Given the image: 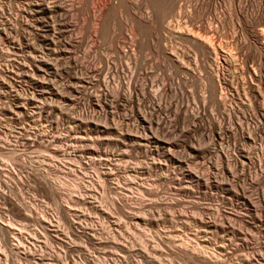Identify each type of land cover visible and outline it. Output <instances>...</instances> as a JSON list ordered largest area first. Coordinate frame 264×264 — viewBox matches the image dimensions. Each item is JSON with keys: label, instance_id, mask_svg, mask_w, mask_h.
<instances>
[{"label": "bare ground", "instance_id": "1", "mask_svg": "<svg viewBox=\"0 0 264 264\" xmlns=\"http://www.w3.org/2000/svg\"><path fill=\"white\" fill-rule=\"evenodd\" d=\"M10 1L0 0V112L14 120L20 118V121H24V117H40V121L41 118L61 117L68 130L59 138L52 135L47 145L45 143L54 157H61L59 161L29 165L31 171L19 177L22 180L31 175L40 189L48 193L54 211L48 212L30 195L15 194L12 189L16 184L13 182L12 186L8 184L10 189L6 192L0 185L1 205L22 213L24 222L15 228L1 216L4 208L0 206V256L9 259V264H20L22 259L27 264H35L37 249L34 251L33 243H28L34 238L29 234L36 237L42 234L47 239L43 246L49 261L42 263L40 258L37 264H57L53 260L55 257L58 264H120L124 255L118 254L125 252L132 258L134 248L132 240L126 241L121 236L123 231L118 217L128 218L126 225H136L137 228L138 220L144 221L149 214L153 217L154 213L163 211L161 215H167L165 212L173 210L180 212L178 218L182 223L198 228L192 230L194 235L189 231L175 235L178 243L174 246L180 258L192 260L195 264H228L231 246L235 247L232 252H240L247 246L248 236L246 241L243 237L250 231H243V234L241 229H246L247 225L252 227L249 219L245 223L244 215L226 211L225 201L221 202L224 208L217 202L213 209L195 199L210 201L222 193L221 201L225 196L230 202L242 201L236 207H244L252 215L257 211L255 203L264 204L263 187L260 194L246 187L247 184L253 189L264 185V0H224V10H221L226 28L221 25L224 28L222 37L216 16L207 18V23L204 21L207 12L218 8V0H188L189 7L186 3L184 5L186 10L182 7L184 0L182 5L179 0H80L77 6L69 0H15L21 3L20 6L16 3L15 7ZM120 13L126 15L125 20L124 14L121 17ZM74 16L79 17L77 21L81 20L80 26L73 20ZM194 16L200 17L199 24L194 22H198ZM153 30L160 32L159 39L171 35L193 50L195 57L190 56L195 59L192 60L196 63L193 67H199L198 71L184 61L188 53L180 54L183 49L173 46L175 42L168 47L170 43L165 45L164 41L163 46L162 43L156 46L157 50L150 47L156 50V54H161L175 73L186 76L191 83L203 84L201 88L206 90H203L206 92L203 105L196 106L195 102L192 107L195 103L189 105L190 100L185 102L183 95L177 94L179 84L184 86L180 76L161 78V82L149 79L145 62H140L139 57L147 46L146 35L152 34ZM98 38H102L104 44L110 43L108 48L114 57L110 59V55L105 57V53H101L104 55L99 58L102 65L98 62L100 66H95L93 61L97 56L93 48L98 49L103 42L101 39V45L96 46L94 42ZM170 39L167 38L172 41ZM26 128L23 133L3 130L6 134H1L0 128V134L4 135L0 142L7 146L12 159L22 162V166L26 160H19L17 152L21 153V149L28 146L39 147L46 134L32 130L30 133ZM106 145L110 148H105ZM180 148L187 153L181 152ZM188 155L198 167L190 166L192 161ZM148 158L153 160V165H141L140 160L146 163L142 160ZM154 159L158 161L154 162ZM133 160H138L139 165L132 163ZM4 166L13 176L17 174L11 165ZM86 167L95 172L83 173ZM78 173L81 176L78 177ZM142 175L143 179L140 178ZM161 182L173 184V195L166 191L172 196H165L167 193L163 195L160 189L151 187L153 183ZM93 183H97L96 187L101 186L103 195L108 194L105 200L102 197L98 200ZM230 202L228 204H232ZM243 211L240 210V214ZM91 213L97 217H91ZM259 215L257 218L263 217ZM113 217L116 221H110L112 228L106 226L109 221L104 219ZM241 220L246 228H239ZM28 222H32V229L28 228ZM98 229H106L104 236L96 232ZM196 229L199 232L201 229L203 234L220 235L223 242L212 243L210 237V241L207 237L200 239L201 236L197 239ZM158 231L153 236L147 235L149 239H142L139 253L143 257L140 258H150L151 262L163 256L166 243L168 247L169 243L174 244L170 235L166 233L169 236L166 237ZM78 239L91 246L93 243L102 245L104 239L112 250L116 249L115 254L119 252L104 263L105 259L99 261L97 249L87 251L86 248L84 252L75 249L74 241ZM74 251L78 254L74 255ZM253 251L252 255L247 252L243 258L239 257L242 259L236 260V264H264L263 243L259 249L262 252ZM158 252L161 255L157 256Z\"/></svg>", "mask_w": 264, "mask_h": 264}, {"label": "rangeland", "instance_id": "2", "mask_svg": "<svg viewBox=\"0 0 264 264\" xmlns=\"http://www.w3.org/2000/svg\"><path fill=\"white\" fill-rule=\"evenodd\" d=\"M13 1L15 2V4L13 3ZM79 1L80 0H69V2H71V3H73L75 6H77L78 5V3H79ZM182 0H179V3L182 5L183 3V5H182V7L185 5V3H186V6L189 4V3H187L188 2V0H184V2L182 3L181 2ZM219 1V2H218ZM217 2H218V4L216 5L218 8H212V11L210 10L209 12H207V15H205L204 16V21L207 23V21H206V19L208 18V20H209V18L212 16L213 17V15L214 16H216V19H218V21H217V23H216V25H217V28H218V30L220 31H218L219 32V35L222 37V33L224 32V28H226V27H224V26H226L223 22V11L222 10H224V0H222V2H221V0H218ZM12 2V3H11ZM16 3H17V5H16ZM19 4V5H18ZM20 4L21 3H19L18 1H15V0H11L10 1V5L11 6H13V7H15L14 5H16V6H20ZM77 4V5H76ZM215 6V7H216ZM222 6V7H221ZM187 7H189V6H187ZM184 8V10H186L185 8V6L183 7ZM222 9V10H221ZM187 10H188V8H187ZM214 10H216V13H217V15L215 14V11ZM220 10V11H219ZM212 12V13H211ZM221 12V13H220ZM208 13H211V14H208ZM120 14H122V15H120L121 17L123 16V14L124 13H120ZM210 15V16H209ZM221 15V16H220ZM126 15L124 14V16H123V20H125V17ZM209 16V17H208ZM75 17V18H74ZM73 17V20L75 21L76 20V23L77 24H79V26L81 25V20L80 21H77V20H79V17L77 18L76 16H74ZM217 17H219V18H217ZM77 18V19H76ZM200 18V17H199ZM198 18V16H194V19L195 20H197L198 22H196V21H194L195 23H200V19ZM220 19V20H219ZM219 21H220V23H219ZM224 24V25H223ZM221 25H222V27H224L223 29H222V27H221ZM219 26V27H218ZM154 32V33H153ZM153 32H152V34H153V36H152V34H147L146 35V37H145V44L147 45H145L146 47H144L143 48V50H142V52L141 53H143V54H141L140 53V55H142L143 57H144V59H143V57L142 56H140V57H142V58H140L139 57V60H140V62H145V63H143L144 65H145V68H146V70L148 71V74L150 75V77H149V79L150 80H157L158 82H161L162 81V79L163 78H165V79H167V78H172V77H174L173 79H175L176 77L178 78L179 76V78H180V80H182V82L184 83V86H183V84L181 85V83L179 84L180 86H178L179 88H177L178 90H179V92H177V94L179 93L180 95H183V100L185 99V102H186V100H187V102L189 101L190 102V104L189 103H187V104H189V105H191V103H197V105H196V103L193 105L192 104V107H195V105L196 106H200V105H203L204 104V96H205V94H206V92L204 93V91H206V90H204V88L205 87H203V89L201 88V86H203V84H201L200 82L199 83H191V82H189V79L187 80L186 78V76L185 77H183L184 75H180V74H178V73H175V71H173L174 70V68L171 66V65H169V63L167 62H165V60H164V58H162V56H161V54H159L158 52H157V54H156V50H157V48H156V46H159L158 44H161L162 46L164 45V41H165V45H167L166 43H170V44H168L167 46L168 47H170L171 46V44L173 45V43L175 44V45H173V46H178L179 48H182L183 49V51L181 50V49H179L178 48V50H181V52L180 51H178V52H180V54L182 53V55L184 56V52H186V53H188V56H189V58H188V60H187V54H186V58H185V60L184 61H186V62H189L190 64H189V66H191V68L194 66V64H195V66H196V63L194 62V61H192V60H195L192 56H194V52H193V50L190 48H188V46H186V44L184 43V42H180V40H178L177 38L175 39V37H171V35H167V37H165V38H163V40L162 39H159L160 38V36H161V34H160V32H158V33H156L155 32V30H153ZM126 33L128 34V32L126 31ZM155 33H156V35H155ZM148 35H149V37H148ZM155 37V38H154ZM157 37V38H156ZM170 37H171V39H170ZM147 38V39H146ZM150 38V41L148 40ZM152 38H154V40L152 39ZM167 38H169L170 40H172V41H169V40H167ZM101 39L102 38H100V40H99V38L97 39V41H95L94 42V44L96 45V46H100L101 45V42L103 41V39H102V41H101ZM165 39V40H164ZM174 39L176 40V41H174ZM147 40V41H146ZM156 40V41H155ZM150 43H149V42ZM158 41V42H157ZM159 41H161V42H159ZM179 41V42H178ZM107 42V41H106ZM105 42V43H106ZM178 42V43H177ZM148 43L150 44V46L148 45ZM151 43H153V44H151ZM157 45H156V44ZM181 43V44H180ZM104 41L102 42V45L99 47V48H101V50L98 48V49H96V48H93L94 49V55H96L97 57L95 58V56H94V59H96V61L94 60L93 62V65L95 64V66H100V65H102V63H101V59H99V58H101V57H103L104 55H105V57H109V55H110V59H113L112 58V56L114 57V55L112 54V52L110 53V49L108 48L109 46H110V43L109 42H107V44H104ZM183 44V45H182ZM92 45V44H91ZM107 45V46H106ZM152 45V46H151ZM161 45H160V47H161ZM170 45V46H169ZM104 46V47H103ZM184 46V47H183ZM107 47V48H106ZM150 47L151 48H155L156 50H154V49H150ZM184 48H186V49H184ZM109 49V50H108ZM99 50H100V53H99ZM108 50V51H107ZM151 50H153V51H151ZM190 50V51H189ZM98 51V52H97ZM144 51V52H143ZM190 53H192V54H190ZM97 53H98V55H97ZM101 53H105L104 55L103 54H101ZM107 53V54H106ZM110 53V54H109ZM101 54V55H100ZM160 55V56H159ZM190 55H192V56H190ZM99 56V57H98ZM152 56V57H151ZM195 57V56H194ZM141 59H143V60H141ZM97 60H99V61H97ZM148 61V62H147ZM161 61V62H160ZM193 63H192V62ZM96 62V63H95ZM100 63V65H99V63ZM191 64H193V65H191ZM194 66V67H195ZM193 67V69H194V71H198L199 70V67H197V68H194ZM173 68V69H172ZM190 68V69H191ZM172 69V70H171ZM193 69H191V70H193ZM196 69V70H195ZM173 73H175V74H173ZM178 74V75H177ZM174 75H176V76H174ZM169 76H172V77H169ZM153 78V79H152ZM162 78V79H161ZM187 80V82H189V83H187L186 82V80ZM159 80H161V81H159ZM186 82V83H185ZM191 83V84H190ZM185 84H188V85H185ZM195 84H197V85H195ZM193 85V86H192ZM197 86V87H196ZM199 86V87H198ZM182 87V88H181ZM184 88H186V89H184ZM198 88V89H197ZM177 90V91H178ZM198 90V91H197ZM204 90V91H203ZM182 91H184V93L182 92ZM181 92L183 93V94H181ZM186 92V93H185ZM196 92V93H195ZM184 95H187V98H186V96L184 97ZM189 95V96H188ZM204 95V96H203ZM201 96H203V97H201ZM195 97V98H194ZM197 97V98H196ZM201 99V98H203V100L201 99V101H202V103H201V101L199 100V99ZM197 100V101H196ZM199 100V101H198ZM204 101V102H203ZM199 103V104H198ZM0 128H1V130H2V133L1 134H6V133H8V132H10L11 130H13L12 132H19V130L22 132L23 130H25V128H26V130H28L30 133H31V131L30 130H32L33 132H35L36 131V133H38V134H47V136H46V134H45V136H44V138H42L43 139V141H42V139L40 140H38V141H42V142H44V143H41V142H39V143H41V145H39V147L38 146H31V148H29L30 146H28V147H26V149L25 148H22L21 149V153H22V151H23V153L21 154L20 152H17L19 155V160L20 159H24L25 158V163H23L25 166H22L21 165V163L22 162H18V161H16L17 159H12V154L11 153H8V151H7V146L6 145H4L3 143H1L0 142V145L2 146V145H4V146H2L3 148H0V167H1V172H0V182L2 183H0V185H1V188H2V190L4 191V192H6V191H9V189L10 188H8V184H10L11 183V186H12V182L13 183H15L16 185H14V190L15 191H17V192H15L13 189H12V191L15 193V194H19L20 193V195H22V196H27V195H30V196H32V197H34L41 205H43V207H45V209H47L48 210V212H50V211H54V205H53V203H52V201L50 200V198H49V196L45 193V190L44 189H40V187H39V185L38 184H36V181L32 178V176L30 175L28 178H25V179H20L19 177H21L22 175L23 176H25L26 175V173L27 172H29V171H31L29 168H30V166L29 165H35V166H37V165H44V163H45V165H47V164H49L50 162L52 163V161L53 162H55L54 160H56V161H59L60 160V158L58 157V160H57V157H54L52 154H51V152L49 151L50 149H48V147L46 148V145H47V141L48 140H50V139H52L53 137H52V135H54L55 137L56 136H58V138L59 137H61V136H63V135H65L66 133H67V130H68V128H67V126L68 125H66V123H64L65 122V120L63 119V118H61V117H54V118H52V119H49V120H45V119H43V118H41V121H40V117H36L35 119L34 118H32V119H28V118H26V117H22L23 119H24V121L22 120V121H20L21 119L19 118V119H15L14 120V118L12 117V116H8V115H4L3 116V114L0 112ZM6 117V118H5ZM2 118V119H1ZM9 118H11V120L9 119ZM44 121H43V120ZM18 120V121H17ZM29 120V121H28ZM37 120V121H36ZM20 121V122H19ZM27 121H28V123H27ZM35 121V122H34ZM49 121V122H48ZM51 121V122H50ZM53 121V122H52ZM62 121H64V122H62ZM17 122H18V124H17ZM33 122V123H32ZM46 122V123H45ZM48 122V123H47ZM32 123V124H31ZM36 124V126H34L35 124ZM64 123V126L63 125H61V124H63ZM31 124V125H30ZM51 124V125H50ZM58 124V125H57ZM3 126V129H2V126ZM31 126V127H29V126ZM37 125H39V126H37ZM53 125V126H52ZM55 125V126H54ZM17 126V127H16ZM25 126V127H24ZM65 126H66V128H65ZM14 127V128H13ZM8 128H11V129H9L8 130ZM16 128V129H15ZM20 128V129H19ZM28 128H30V129H28ZM34 128H36V129H34ZM39 128V129H38ZM41 128V129H40ZM64 128H65V130H64ZM14 129H15V131H14ZM34 129V130H33ZM38 129V130H37ZM3 130H4V132L6 131V133H4L3 132ZM52 130H53V132H52ZM55 130V131H54ZM61 130V131H60ZM42 131V132H41ZM52 133H51V132ZM59 131V132H58ZM32 132V134L34 135V133ZM23 133V132H22ZM35 133V134H36ZM50 133V134H49ZM55 133H56V135H55ZM59 133V134H58ZM62 133V134H61ZM0 134V138L2 137H4V135L2 136ZM51 135V136H50ZM60 135V136H59ZM26 137H32L33 138V136L31 135V136H27V135H25ZM50 138V139H49ZM11 142V141H10ZM12 143V142H11ZM45 143H46V145H45ZM43 144V145H42ZM6 146V147H5ZM43 146L45 147V148H43ZM4 147H5V149H4ZM33 147V148H32ZM105 147V146H104ZM103 147V148H104ZM37 148V149H36ZM105 148H107V149H109L110 148V146H107L106 145V147ZM44 149H46V150H44ZM181 149V150H180ZM179 150L181 151V152H184V153H187L186 152V150L184 151V149L183 148H180ZM25 151V152H24ZM48 151H49V153H48ZM49 154H51V156H52V158H51V156L49 155ZM22 155V156H21ZM189 157H190V155H188ZM51 158V159H50ZM53 158H56V159H53ZM118 158V157H117ZM45 159V160H44ZM190 160L189 161H192V162H194L192 159H191V157L189 158ZM50 160H52V161H50ZM83 161H86L85 159L83 160ZM143 162H145L146 161V163H142L141 162V160H140V163H141V165H147V163H148V166L149 165H153L152 164V162L151 161H153L152 159H143L142 160ZM150 161V162H149ZM156 161H158V159L156 160V159H154V162H156ZM15 162V163H14ZM17 162H18V164H17ZM71 162V161H70ZM132 163H136V164H138V160H133V161H131ZM192 162H190V166H194V168L195 167H198L199 165H197V166H195L196 165V163L194 164V163H192ZM120 164H121V162H119ZM118 163V164H119ZM149 163H151V164H149ZM6 164H8V165H11V167H13L16 171V175H14L13 176V174L12 173H10V172H8L7 170H6V168H5V166L4 165H6ZM139 165V164H138ZM143 165V166H144ZM81 167H85V165H80ZM119 167H121L120 165H118ZM90 169V170H89ZM153 169V168H152ZM155 170V169H154ZM250 170H253L252 168L250 169ZM83 173H87V174H89V173H92V172H95L92 168H89V167H86V169L85 170H83L82 171ZM10 174V175H9ZM12 174V175H11ZM21 174V175H20ZM6 176V177H5ZM12 176H13V178H12ZM79 176H81V175H79V173H78V177ZM72 178V177H71ZM140 178L141 179H143V175H142V177L140 176ZM20 179V180H19ZM34 180V181H33ZM3 181V182H2ZM11 181V182H10ZM19 181L21 182V183H19ZM16 182H18V183H16ZM7 183V184H6ZM165 183V182H161L160 184L159 183H153L152 185H151V187L152 188H157V189H160V191H162L161 193L163 194V195H165V193H167L165 196H170L171 194L173 195V193H174V190H172V188H173V184L171 185L170 183H168V182H166L165 184H167V185H163V184ZM263 183H264V181H263ZM18 184V185H17ZM22 185V186H21ZM93 187H95V189H94V192L95 193H97L98 194V196H99V199L98 200H101V197H102V199L103 200H105L106 199V197H108V194L107 193H105V195H103V192H102V189H101V186L100 185H98L97 187H96V185H97V183H93ZM160 186V187H159ZM165 188H164V187ZM168 186H170V187H168ZM249 185L247 184L246 185V187L247 188H249V190H251V191H254L255 190V192L256 191H258L257 193H259L260 194V192L262 191L261 190V188L263 187V189H264V185L263 184H261V186H258V187H256V188H250V187H248ZM17 187V188H16ZM5 188H8V190H6ZM96 188H97V192L95 191L96 190ZM164 190H163V189ZM167 188H170V189H168V190H166ZM260 190H259V189ZM40 189V190H39ZM19 190V191H18ZM166 191H168L169 193H171L170 195H169V193L168 192H166ZM173 191V192H172ZM13 193V194H14ZM263 193V192H262ZM101 195H103V196H101ZM171 195V196H172ZM220 195V196H219ZM219 195L217 196V197H215L213 200H210V201H212V203L210 202V201H208L207 199H204L205 200V202L206 203H204V200L203 199H200V200H197V199H195L196 201H199L198 203H200V204H204L203 206H211V207H213V209L215 208V205H217V202L219 203V205H221L222 207H223V202L225 201V203H224V207H225V209H226V211H230V212H239V215L241 216H243V221L245 222V223H247L248 221L250 222V224L252 225V227H250L249 226V228H248V225L246 226V224H244L243 225V221L242 222H239L238 223V225H240L239 226V228H246V229H241V231H242V233H243V231H244V233L248 230V231H250V232H246L245 233V235L246 236H244L243 238L245 239L247 236V239H245V241L247 242V246L245 247H243L241 250H240V252H238V251H234V252H232L233 251V249L235 248H233V246H231V248H229V251H231V255H230V258H229V260L227 261V263L228 264H236V260H238V262L244 257V256H246V254H248L249 252V254L250 255H252L253 253L251 252V251H253V250H258V252L257 253H260V252H262V251H260L259 252V249H260V246L262 247V243H263V247H264V224H263V220H264V204L262 203L261 205H259V202L258 203H255V206H257V211L255 212L256 214L255 215H252V214H250V213H247V211L244 209V207H242L243 209H238L237 207H236V205L238 204H241L242 203V201H232V202H230V199H226V198H228V197H226L225 196V199H223V201H221V195H223L222 193H219ZM256 195H258V194H256ZM255 195V196H256ZM262 195V194H261ZM105 196V197H104ZM224 196V195H223ZM202 197V196H201ZM105 198V199H104ZM203 198V197H202ZM220 200H219V199ZM217 199V200H216ZM202 200V203L200 202ZM208 201V203H207V201ZM214 201H215V203H214ZM221 202H222V204H221ZM228 202H230V203H232V204H228ZM234 202V203H233ZM187 203V202H186ZM210 204H213V205H210ZM257 204V205H256ZM185 205V204H184ZM231 205V206H230ZM0 206L1 207H3L4 208V210L2 211V214H1V216L3 217V218H5V221H9V222H11L12 224H13V226L15 227V228H18V227H20V226H18V225H21V224H23L24 222H23V215H22V213H19V212H17L16 210H13V211H11V210H9L8 208H6V207H4L3 205H1V203H0ZM163 207V206H162ZM223 207V208H224ZM228 207H231V208H228ZM260 207V208H259ZM234 208L236 209V210H234ZM229 209H232V210H229ZM239 211H238V210ZM240 210L241 211H243V212H241V214H240ZM166 211H169V210H166ZM173 211V210H172ZM169 211V213L168 212H165L167 215H161V214H164V212L163 211H158V213H160V214H158L157 212L156 213H154L152 216L153 217H151V215L149 216H147V218L146 219H148V220H138L139 222H138V224H137V228H136V225L135 226H133V227H130L129 225L130 224H127L126 225V222H125V220L128 222V218L126 219V217H122V216H120V217H118V219H119V221H120V225H121V232L123 231V233H121V236L123 237V239L124 240H126V241H131L132 240V242H131V244L133 245V248H134V250L132 251L133 253V255L131 256L132 258H130L128 255H126V254H124L125 252H120L118 255H121L122 254V256H123V258H121L122 260H120V261H122V262H120V264H132V262H139L140 261V263L141 264H162V263H160V262H158V261H162L163 262V264H165L166 263V261H167V263L166 264H195L192 260H187V259H183V258H180V256H178L177 254H178V250L177 249H175V248H177V247H175L174 245L176 244V243H178V242H175L176 240V238L178 237V236H180L181 235V232H183V233H186L185 231H189L191 234H193L194 235V231H192V230H195V228H197V227H195L194 225H187V224H185V223H182L181 221H180V217H179V215H178V213H180V212H175V211ZM246 211V212H245ZM260 211H262V212H260ZM172 214H171V213ZM175 212V213H174ZM192 214H194V215H197V214H195L196 212L194 211V213H193V211H190ZM189 212V214H191ZM244 212H245V214H244ZM247 213V214H246ZM156 214H158V215H156ZM171 214V215H170ZM175 214L177 215V216H175ZM250 214V215H249ZM259 214H263V215H259ZM92 215V216H91ZM91 217H97V215L96 214H94V213H91ZM160 215V216H159ZM172 215L174 216V220L175 221H177V222H175L174 220H171V218L173 219V217H172ZM257 215V216H256ZM258 215L259 216H263V217H259V218H257L258 217ZM115 218L117 217V215H113ZM163 216V217H162ZM168 217L169 218V216H170V220L169 219H166V217ZM105 218L104 220H106L108 223H106L105 225L106 226H109L110 225V221H112V220H114V221H116V219L115 218ZM155 217V218H154ZM175 217H177V218H175ZM179 217V218H178ZM247 217V218H246ZM249 217V218H248ZM251 217V218H250ZM252 217L254 218V219H252ZM122 218V219H121ZM123 218H125V219H123ZM244 218H246V219H244ZM257 218V221L255 220ZM262 218H263V220H262ZM82 219V218H81ZM95 219V218H94ZM249 219V220H248ZM125 222V224H124V222ZM178 220L181 222H178ZM248 220V221H247ZM255 220V222L253 223V221ZM260 220V221H259ZM122 221V222H121ZM170 221V222H169ZM262 221V222H261ZM172 222V223H171ZM174 222V223H173ZM252 222V223H251ZM256 222H257V224H256ZM32 222H28L27 224L29 225V227L28 228H30V229H32L33 228V225L31 226L30 224H31ZM144 223V224H143ZM261 224V225H259V227H258V224ZM140 224H142V225H140ZM255 224H256V226H255ZM27 225V226H28ZM55 225V224H54ZM186 225V226H185ZM124 226V227H123ZM132 226V225H131ZM185 226V227H184ZM191 226V227H190ZM241 226H243V227H241ZM246 226V227H245ZM255 226V227H254ZM261 226H263V227H261ZM109 227H111V226H109ZM131 229H130V228ZM136 229H135V228ZM176 227V228H175ZM182 227V228H181ZM184 227V228H183ZM187 227V228H186ZM188 227H189V229H188ZM195 227V228H194ZM253 227H254V231H252L253 230ZM256 227H257V229H256ZM98 228V227H97ZM112 228V227H111ZM125 228H127L128 229V231L126 232L125 231ZM178 228V229H177ZM191 228V229H190ZM261 228H263V229H261ZM123 229V230H122ZM126 229V230H127ZM187 229V230H186ZM198 229V228H197ZM196 229V230H197ZM251 229V230H250ZM260 229V230H259ZM9 230H12L13 232H14V229H9ZM159 230V231H158ZM173 230H174V232H175V234L173 233ZM258 230H259V232H258ZM262 230V231H261ZM88 231V230H87ZM102 231V232H101ZM104 231H106V229H103V230H96V232L98 233L99 232V234H103V233H105ZM120 231V230H119ZM136 231V232H135ZM161 232L162 234H168V235H170V237L166 234L165 236L166 237H169L170 239H171V241H174V244H171V243H169V247H168V243H166V247H167V249H166V247L164 246V250L162 249V253H163V256H159V255H161V253L160 252H158L156 255L157 256H159V257H157V258H155V259H152L151 260V262H150V258H140V256L141 257H143L142 255H140V246L141 245H143V241H142V239L145 237H147V239H149V237L147 236V235H151V236H153L156 232ZM178 231V233H176ZM180 231V232H179ZM256 231V233H253V232H255ZM165 232V233H164ZM199 232V230H197V231H195V238H197V237H199V236H201V237H199L200 239H203V238H205V237H207L208 239H209V237H210V239L212 240L211 242L212 243H215V244H221L223 241H221V236L219 235H217L218 237H216V235L215 236H212L210 233H205V234H203V232L201 233V229H200V232L198 233L199 235H197V233ZM25 233H28L27 231H25ZM125 233V234H124ZM129 233V234H128ZM147 233V234H146ZM200 233L202 234V235H200ZM243 233V234H244ZM259 233H262V236H263V238H262V236H261V234H259ZM92 234V233H91ZM96 234V233H95ZM124 234V235H123ZM153 234V235H152ZM178 235L177 237L175 236V235ZM207 234V235H206ZM213 234V233H212ZM254 234V235H253ZM30 235V237H34L33 238V240H32V238H30L28 241V243H33V245H34V251L37 249V251L36 252H34L36 255H35V259H37V260H33L34 262H36L35 264H37L38 262H39V260L38 259H42L41 261H42V263L44 262V263H47V261H49L48 259H49V257H48V255H46L45 256V253L47 252V251H45L44 250V247L45 246H43L44 244H46L47 243V239H46V237H45V235L43 236L42 234H41V236H40V234H37V236L38 237H36V236H32L31 234H29ZM182 235H184V234H182ZM206 235V236H205ZM214 235V234H213ZM42 236H43V238H42ZM103 236H104V234H103ZM213 238H212V237ZM45 237V238H44ZM68 238H69V236H67ZM96 237H97V234H96ZM126 237H128V238H126ZM172 237V238H171ZM176 237V238H175ZM217 239H216V238ZM130 238V239H129ZM195 238H191V239H195ZM215 238V239H214ZM35 239V240H34ZM82 239V238H81ZM139 239V240H138ZM198 239V238H197ZM197 239H195L196 241H197ZM210 239H209V241H210ZM219 239H220V241H219ZM252 239H254V240H252ZM31 240V241H30ZM69 240H71L70 238H69ZM104 240V239H103ZM102 240V245H99L98 244V246L96 245V244H94L93 243V245L94 246H91L92 244H89V243H87V242H85L84 243V241H83V243H82V240H80V239H78V240H75L74 241V246H75V249H79V250H81V252H84L85 251V249L87 248V251H93V250H95V249H97L96 251H99V254H100V256H98L99 257V261H101V260H104L105 259V261H104V263H108V261L106 260V259H108V258H112V257H114V255L115 256H117L116 254H117V252H119V251H117L116 252V254H115V250L116 249H114V250H112V248L108 245V243L106 242H104ZM138 240V241H137ZM256 240H257V242H256ZM261 240H262V242H261ZM34 241V242H33ZM142 241V242H141ZM140 242V243H139ZM218 242V243H217ZM221 242V243H220ZM252 242H256V244L255 243H252ZM104 243V244H103ZM142 243V244H141ZM249 243V244H248ZM251 243H252V245H251ZM261 244L260 246H259V244ZM253 244H255L254 246H253ZM38 247H37V246ZM76 245H77V247H76ZM86 245V246H85ZM88 245V246H87ZM81 248H79V247ZM174 246V247H173ZM177 246V245H176ZM249 246V248H247ZM251 246V247H250ZM253 246V247H252ZM257 246V247H256ZM259 246V247H258ZM82 247H85V248H82ZM137 247V248H136ZM257 249H256V248ZM43 249V250H42ZM83 249V250H82ZM176 251H175V250ZM246 249H248L247 251H246ZM38 250H40V251H38ZM76 250V251H77ZM137 250V251H136ZM139 250V251H138ZM246 252H245V251ZM262 250V249H261ZM32 251V250H31ZM42 251H44V252H42ZM137 253H139V254H137ZM164 251V252H163ZM167 253H166V252ZM75 252V251H74ZM73 252V254L75 255L77 252L79 253L80 251H77V252H75L74 253ZM169 252V253H168ZM174 252H177V253H174ZM236 252H237V255H239L238 257H237V255H236ZM244 252H245V255H244ZM248 252V253H247ZM253 252H255V251H253ZM43 253V254H42ZM77 253V254H78ZM172 253H174V256H172ZM232 253H233V255H232ZM242 253H243V255H242ZM252 253V254H251ZM256 253V254H257ZM40 254L42 255V256H40ZM76 254V255H77ZM94 254V253H93ZM102 254V255H101ZM165 254H166V256H165ZM176 254V255H175ZM236 256H235V255ZM167 255H171V256H167ZM44 256V257H43ZM94 256H95V254H94ZM103 256V257H102ZM129 257V258H127V257ZM178 258H177V257ZM234 256V257H233ZM242 256V258L240 259L239 257H241ZM43 257V258H42ZM127 259H126V258ZM162 257V258H161ZM5 258V257H4ZM4 258H3V256H0V264H9L10 263V260L9 259H7L6 260V258H5V260H4ZM30 259L32 258L31 256L29 257ZM51 258V257H50ZM53 258V257H52ZM56 258V257H55ZM53 259L54 261H56V263L58 264V260H57V258L56 259ZM137 258V259H136ZM160 260H159V259ZM237 258V259H236ZM46 259V260H45ZM98 259V258H97ZM134 259H135V261H134ZM142 259V260H141ZM146 259H148L147 261H146ZM156 259H158V260H156ZM133 260V261H132ZM144 260V261H143ZM22 261H24V262H22ZM130 261H132V262H130ZM101 262H103V261H101ZM156 262V263H155ZM158 262V263H157ZM20 264H27V262L25 263V260L24 259H22V260H20V262H19ZM135 263V264H136ZM140 263H137V264H140ZM59 264H62L61 262H59ZM237 264H240V263H237ZM241 264H242V262H241Z\"/></svg>", "mask_w": 264, "mask_h": 264}]
</instances>
